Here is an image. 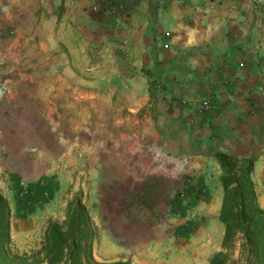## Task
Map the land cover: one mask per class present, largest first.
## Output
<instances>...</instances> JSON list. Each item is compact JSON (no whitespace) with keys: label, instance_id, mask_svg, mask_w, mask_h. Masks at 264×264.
Masks as SVG:
<instances>
[{"label":"crops","instance_id":"crops-1","mask_svg":"<svg viewBox=\"0 0 264 264\" xmlns=\"http://www.w3.org/2000/svg\"><path fill=\"white\" fill-rule=\"evenodd\" d=\"M4 1L9 19L18 24V37L5 42L15 52L6 50L5 60L15 53L19 64L30 65L21 77L61 80L31 93L37 103L47 95V105L65 112L73 128L65 156L101 158L106 128L116 148L136 125L144 137L150 124L158 140L164 136L156 127L161 120L152 114L153 95H163L165 110L175 113L191 111V101L205 95L215 101L204 112L211 140L216 141L213 124L230 153L257 157L253 177L264 207V0H116L114 6V0ZM42 61L52 64L47 72H40ZM58 61L63 70L57 74ZM179 115V120L170 118L164 133L192 120ZM88 131L94 146L84 147ZM211 163L221 178L216 158ZM210 185L201 186L205 197L194 204L222 240L223 185L217 183L215 195ZM137 238L133 245L114 247L127 252L124 259L132 264H154L160 239Z\"/></svg>","mask_w":264,"mask_h":264},{"label":"rangeland","instance_id":"rangeland-1","mask_svg":"<svg viewBox=\"0 0 264 264\" xmlns=\"http://www.w3.org/2000/svg\"><path fill=\"white\" fill-rule=\"evenodd\" d=\"M9 16L6 2L0 0V88L5 87L0 98V193L12 210V251L32 257L42 247L49 222H62L69 199L81 192L95 226L93 249L98 261L131 262L124 259L127 252L121 253L114 246L133 245L139 235L152 242L157 235L161 247L154 264H210L223 239L218 237V228L213 232L199 217L194 203L205 197L202 187L211 183L215 195L221 181L211 162L224 137L212 133L216 141L211 140L204 114L215 106L213 98L197 97L191 101L195 102L191 111L175 113L165 110L163 95L155 94L152 114L161 120L156 127L164 137L154 139L150 124H146L143 137L136 125L134 134L116 148L110 128H106L101 158L93 159L88 153L71 160L64 155L66 147L72 145L68 137L73 130L65 112L53 109L52 102L47 105V95L41 94L37 103L31 93L37 86L47 87L49 79L21 77L20 72L30 65L19 64L15 53L8 60L4 58L6 50L16 49L5 42L18 37V24ZM50 67L47 61L40 62V72ZM54 69L60 73L63 64L56 62ZM59 81L49 82L58 86ZM206 101L213 107L208 108ZM36 104H40L37 109ZM182 113L192 120L164 133L170 118L179 120ZM89 134L84 136L89 139L84 147L94 146ZM165 139L173 144L166 145ZM257 191L259 195L258 187Z\"/></svg>","mask_w":264,"mask_h":264},{"label":"trees","instance_id":"trees-1","mask_svg":"<svg viewBox=\"0 0 264 264\" xmlns=\"http://www.w3.org/2000/svg\"><path fill=\"white\" fill-rule=\"evenodd\" d=\"M212 129L216 133L213 124ZM215 157L222 169L219 219L225 232L221 250L210 264H264V207L253 177L257 157L238 159L223 146ZM11 216L9 200L0 193V264H131L95 258V226L81 192L69 199L62 222H49L42 247L32 257L12 251Z\"/></svg>","mask_w":264,"mask_h":264},{"label":"built area","instance_id":"built-area-1","mask_svg":"<svg viewBox=\"0 0 264 264\" xmlns=\"http://www.w3.org/2000/svg\"><path fill=\"white\" fill-rule=\"evenodd\" d=\"M4 93H5V87L0 88V98H2ZM205 104L207 105L208 108H212L213 107V104L210 101H206ZM1 137H2V135H1V132H0V140H1Z\"/></svg>","mask_w":264,"mask_h":264}]
</instances>
